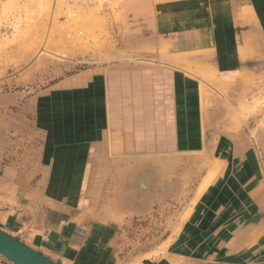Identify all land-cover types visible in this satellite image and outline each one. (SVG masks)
Masks as SVG:
<instances>
[{"label":"crops","instance_id":"0c3cea01","mask_svg":"<svg viewBox=\"0 0 264 264\" xmlns=\"http://www.w3.org/2000/svg\"><path fill=\"white\" fill-rule=\"evenodd\" d=\"M124 8L132 39L172 60L201 58L202 67L203 56L225 62L236 48L237 68L264 61V0H124ZM116 67L60 77L45 92L0 95V230L60 264L76 261L84 226L155 208L161 215L185 191V164L154 159L187 152L188 113L201 124L199 105L180 96L182 68ZM172 170L173 186L151 191ZM144 175L152 177L140 193Z\"/></svg>","mask_w":264,"mask_h":264},{"label":"rangeland","instance_id":"374dc122","mask_svg":"<svg viewBox=\"0 0 264 264\" xmlns=\"http://www.w3.org/2000/svg\"><path fill=\"white\" fill-rule=\"evenodd\" d=\"M123 2L0 0V95L45 92L53 80L88 68L165 63L182 68L180 96L201 111V124L194 113L185 121L179 201L161 215L155 208L84 226L74 264H264V61L240 71L236 48L225 62L203 56L202 67L201 58L151 52L156 44L132 39L136 27ZM0 264L13 263L0 255Z\"/></svg>","mask_w":264,"mask_h":264},{"label":"water","instance_id":"95a60500","mask_svg":"<svg viewBox=\"0 0 264 264\" xmlns=\"http://www.w3.org/2000/svg\"><path fill=\"white\" fill-rule=\"evenodd\" d=\"M143 160H153L152 157L142 158ZM156 161L164 162V161H180L184 162L185 157L182 155L171 156L165 158H154ZM161 176L164 175V170L160 169L158 171ZM152 176L144 175L141 178V186H139L140 193H144L146 190L144 182H150ZM176 178V171L172 170L167 177L166 186L162 183L163 179L160 178L157 182H154L151 186V191L154 193L161 192L164 193L167 187L173 186V181ZM142 186H145L144 188ZM0 255L9 260L13 264H59L49 257L43 255L39 251L29 247L24 244L22 241L16 239L15 237L5 233L0 230Z\"/></svg>","mask_w":264,"mask_h":264},{"label":"bare ground","instance_id":"6f19581e","mask_svg":"<svg viewBox=\"0 0 264 264\" xmlns=\"http://www.w3.org/2000/svg\"><path fill=\"white\" fill-rule=\"evenodd\" d=\"M162 164V163H161ZM217 171H219V170H217ZM214 173V172H213ZM217 173H219V172H216V173H214L215 175L217 174ZM219 175V174H218ZM218 177V176H217ZM215 182V181H214ZM210 186V185H209ZM143 188L145 187V186H142Z\"/></svg>","mask_w":264,"mask_h":264}]
</instances>
